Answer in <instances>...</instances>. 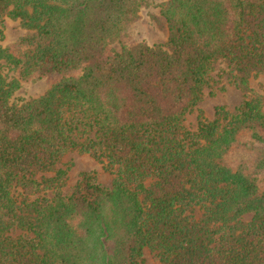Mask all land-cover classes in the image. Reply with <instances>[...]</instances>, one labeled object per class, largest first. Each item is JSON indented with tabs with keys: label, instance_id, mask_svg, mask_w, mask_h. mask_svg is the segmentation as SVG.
I'll return each mask as SVG.
<instances>
[{
	"label": "trees",
	"instance_id": "16d2710c",
	"mask_svg": "<svg viewBox=\"0 0 264 264\" xmlns=\"http://www.w3.org/2000/svg\"><path fill=\"white\" fill-rule=\"evenodd\" d=\"M153 6L165 42H137ZM262 75L264 0H0V264H264ZM226 86L240 106L188 129ZM70 153L111 187L65 195Z\"/></svg>",
	"mask_w": 264,
	"mask_h": 264
},
{
	"label": "rangeland",
	"instance_id": "374dc122",
	"mask_svg": "<svg viewBox=\"0 0 264 264\" xmlns=\"http://www.w3.org/2000/svg\"><path fill=\"white\" fill-rule=\"evenodd\" d=\"M158 15V9L156 6L144 10L142 12V19L137 24L134 32L135 41H143L148 45L163 44L165 42V35L161 32L153 22L151 16ZM4 34V38L1 41V45L7 46L14 43L24 34L19 22L6 19L1 26ZM3 73L8 77H12V72L5 65L1 66ZM251 87L255 92L259 94L264 93V75L257 79L251 80ZM48 88V84L45 81H40L35 84H22L21 88L15 95L16 100L29 99L42 94L45 89ZM243 101L242 93L234 87L226 86L224 91L215 90L213 95L209 94V90H205L202 100L198 103L195 110L187 115L184 125L190 129H196L197 116L199 112H202L203 116L207 120H213L215 109L217 107H224L230 112L240 106ZM264 110V109H263ZM62 164L70 165L68 173V182L63 189L65 195H69L77 182L81 178V174L87 173L95 176L96 182L105 188H110L112 183V176L103 169V166L89 155H78L77 153H70L66 155ZM250 216H246L245 220H248ZM143 259L145 264H159L153 254L148 250H144Z\"/></svg>",
	"mask_w": 264,
	"mask_h": 264
}]
</instances>
